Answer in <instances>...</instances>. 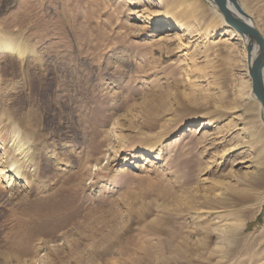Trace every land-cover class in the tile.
<instances>
[{"label": "rangeland", "instance_id": "374dc122", "mask_svg": "<svg viewBox=\"0 0 264 264\" xmlns=\"http://www.w3.org/2000/svg\"><path fill=\"white\" fill-rule=\"evenodd\" d=\"M238 1L264 38V0ZM219 15L0 0L24 50L0 53V154L13 126L41 139L31 187L0 182V264H264V110ZM165 26L186 35L159 41Z\"/></svg>", "mask_w": 264, "mask_h": 264}, {"label": "bare ground", "instance_id": "6f19581e", "mask_svg": "<svg viewBox=\"0 0 264 264\" xmlns=\"http://www.w3.org/2000/svg\"><path fill=\"white\" fill-rule=\"evenodd\" d=\"M215 0H210L212 5H215ZM226 5L228 6V10L230 15L239 20L242 23H245L251 27H254L253 21L251 20L250 16L243 10L240 2L238 0H224ZM219 11V10H218ZM220 13V12H219ZM220 17L223 18V16L220 14ZM139 28V27H138ZM229 28V27H228ZM255 28V27H254ZM142 29V28H141ZM256 29V28H255ZM257 30V29H256ZM162 33H160L158 40L162 41L165 40H176V39H182L185 37L186 34H184L183 31L180 29H173L171 27L165 26L163 29H161ZM233 31V30H232ZM258 31V30H257ZM235 32V31H233ZM229 33L230 36L224 37V42H230L231 40H234L235 38L239 39L242 42L241 45V52L246 53V60H247V73L249 74V70L253 65V62L257 60L260 56V51L257 47L256 41H253L249 39L246 35H240L238 33ZM261 35V34H260ZM235 37V38H234ZM262 37V35H261ZM264 40V38L262 37ZM167 42V41H166ZM248 48H250V53L248 52ZM12 50L16 52H20L21 54L24 53L23 47L21 45L14 44L11 40H8L6 38H3L0 35V53ZM250 57V58H248ZM248 59L250 60V64L248 65ZM261 89L264 92V69L261 73ZM202 127H196L190 129L191 133L199 134L202 131ZM14 141L10 144H8L4 151H5V157L0 154V182L8 189L9 187L14 188L16 185L14 182V179L16 177L22 178V175L24 174L26 178V186H24L23 183L19 185L21 189L15 190L14 192H22L25 191L26 188L31 187L32 185V175L37 174V169L40 166V158L38 156V148L41 144V139L39 140L36 136H29L25 133V131L21 132L16 126H13V132H12ZM13 140V139H12ZM145 156V155H143ZM244 162H247L246 165H242L244 169L246 170V173L250 174L253 173V170L255 169V166L253 165L252 161H239L237 164H244ZM33 172V174H29V178H27V175L30 171ZM20 183V182H19ZM18 186V184H17ZM14 190V189H13ZM240 229V228H239Z\"/></svg>", "mask_w": 264, "mask_h": 264}, {"label": "water", "instance_id": "95a60500", "mask_svg": "<svg viewBox=\"0 0 264 264\" xmlns=\"http://www.w3.org/2000/svg\"><path fill=\"white\" fill-rule=\"evenodd\" d=\"M214 2L220 14L223 16L225 24L230 29L240 35H246L247 37H249V39L256 41L257 47L260 51V56L253 62V65L249 70V77L251 80L252 94L264 110V92L261 89V73L264 69V40L262 39L260 33L254 27H251L233 18L230 15L228 6L226 5L224 0H215ZM248 49V52L250 53V48ZM249 64L250 60L248 59V65Z\"/></svg>", "mask_w": 264, "mask_h": 264}]
</instances>
